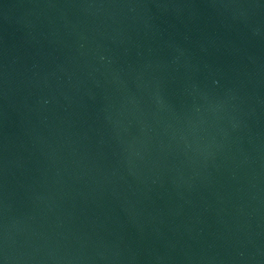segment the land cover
Here are the masks:
<instances>
[{"label":"water","instance_id":"obj_1","mask_svg":"<svg viewBox=\"0 0 264 264\" xmlns=\"http://www.w3.org/2000/svg\"><path fill=\"white\" fill-rule=\"evenodd\" d=\"M0 264H264V0H0Z\"/></svg>","mask_w":264,"mask_h":264}]
</instances>
